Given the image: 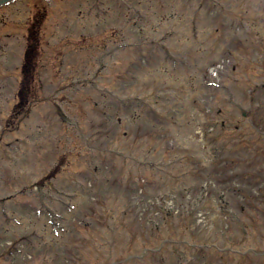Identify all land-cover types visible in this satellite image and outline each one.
Here are the masks:
<instances>
[{
	"label": "rangeland",
	"instance_id": "374dc122",
	"mask_svg": "<svg viewBox=\"0 0 264 264\" xmlns=\"http://www.w3.org/2000/svg\"><path fill=\"white\" fill-rule=\"evenodd\" d=\"M0 264H264V0L0 7Z\"/></svg>",
	"mask_w": 264,
	"mask_h": 264
},
{
	"label": "trees",
	"instance_id": "16d2710c",
	"mask_svg": "<svg viewBox=\"0 0 264 264\" xmlns=\"http://www.w3.org/2000/svg\"><path fill=\"white\" fill-rule=\"evenodd\" d=\"M32 31H34V33L36 32V31H38L37 29H35V25L32 27ZM32 33V32H31ZM33 39H35L36 40V44H33L31 47H32V51H28V55H27V61H30L31 59H33V56H34V53L35 54H38V51H37V37H35V38H33ZM34 50V51H33ZM144 249H153V247H151V246H149V245H145L144 246Z\"/></svg>",
	"mask_w": 264,
	"mask_h": 264
},
{
	"label": "water",
	"instance_id": "95a60500",
	"mask_svg": "<svg viewBox=\"0 0 264 264\" xmlns=\"http://www.w3.org/2000/svg\"><path fill=\"white\" fill-rule=\"evenodd\" d=\"M5 1H7V0H0V4H2V3L5 2Z\"/></svg>",
	"mask_w": 264,
	"mask_h": 264
}]
</instances>
